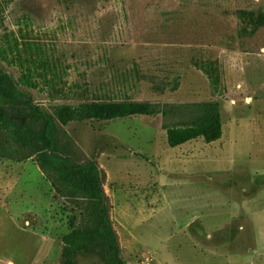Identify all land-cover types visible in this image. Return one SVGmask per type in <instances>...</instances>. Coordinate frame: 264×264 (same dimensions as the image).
Masks as SVG:
<instances>
[{
    "label": "rangeland",
    "instance_id": "rangeland-1",
    "mask_svg": "<svg viewBox=\"0 0 264 264\" xmlns=\"http://www.w3.org/2000/svg\"><path fill=\"white\" fill-rule=\"evenodd\" d=\"M26 66L36 88L19 87L47 110L170 109L62 128L100 171L125 264H250L253 228L264 264V0H0V68L17 82ZM204 102L220 140L170 148L162 126L185 119L172 107ZM78 221L32 159L0 158V264H61Z\"/></svg>",
    "mask_w": 264,
    "mask_h": 264
},
{
    "label": "trees",
    "instance_id": "trees-1",
    "mask_svg": "<svg viewBox=\"0 0 264 264\" xmlns=\"http://www.w3.org/2000/svg\"><path fill=\"white\" fill-rule=\"evenodd\" d=\"M20 85L36 88L30 67L26 66L17 82L0 68V158L16 163L32 159L55 194L78 211V224L61 239V264H75L80 253L96 254L103 264H125L108 211L102 206L100 171L93 160L75 161L78 148L62 128L72 122L165 115L170 109L151 103L91 102L47 110ZM182 109L185 119L176 126H162L170 148L197 139L208 144L220 140L218 103L172 107L178 113Z\"/></svg>",
    "mask_w": 264,
    "mask_h": 264
},
{
    "label": "crops",
    "instance_id": "crops-1",
    "mask_svg": "<svg viewBox=\"0 0 264 264\" xmlns=\"http://www.w3.org/2000/svg\"><path fill=\"white\" fill-rule=\"evenodd\" d=\"M228 209H227V212L229 213V215H228V218H236L237 217V215H238V212L239 211H236V209L234 208V207H231V206H229L228 205V207H227ZM206 216V215H205ZM207 216H209V215H207ZM250 216V215H249ZM199 216H195L194 218H192V220L193 221H191V222H189L187 225H188V227L191 225V223L192 222H194V220L195 219H197ZM250 239H251V241L253 242V252L254 253H256V255H254V256H257V255H261V253H259V247H258V238L256 237V234H255V230H254V228H253V234H252V232L250 231ZM190 235V234H189ZM197 235H199V237L198 238H201L202 240H203V242L205 243V244H207V242H209V241H207V240H205L207 237H209L210 235H212V234H210V233H208V232H205L204 230H203V228H202V230L201 231H198V233H197ZM191 236V238L194 236V234L192 233V235H190ZM193 239V238H192ZM254 246H255V248H254ZM263 251V253H264V250H262ZM251 257V259H250V264H257V261H256V257ZM202 258H203V263L202 264H206V261H204V254L202 255ZM259 258V257H258ZM205 262V263H204ZM212 262L213 263H217L218 261L217 260H212Z\"/></svg>",
    "mask_w": 264,
    "mask_h": 264
},
{
    "label": "water",
    "instance_id": "water-1",
    "mask_svg": "<svg viewBox=\"0 0 264 264\" xmlns=\"http://www.w3.org/2000/svg\"><path fill=\"white\" fill-rule=\"evenodd\" d=\"M103 189V187H102ZM102 206H105V194H104V191H103V197H102Z\"/></svg>",
    "mask_w": 264,
    "mask_h": 264
}]
</instances>
